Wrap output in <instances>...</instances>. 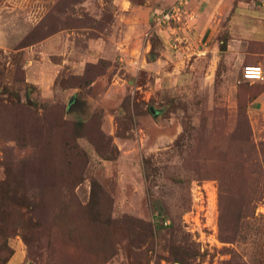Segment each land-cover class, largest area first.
Instances as JSON below:
<instances>
[{
  "label": "rangeland",
  "instance_id": "obj_1",
  "mask_svg": "<svg viewBox=\"0 0 264 264\" xmlns=\"http://www.w3.org/2000/svg\"><path fill=\"white\" fill-rule=\"evenodd\" d=\"M119 1L0 0V264H264L263 86L175 58L144 74ZM124 1L150 8L149 52L185 43L153 24L184 0Z\"/></svg>",
  "mask_w": 264,
  "mask_h": 264
},
{
  "label": "crops",
  "instance_id": "obj_2",
  "mask_svg": "<svg viewBox=\"0 0 264 264\" xmlns=\"http://www.w3.org/2000/svg\"><path fill=\"white\" fill-rule=\"evenodd\" d=\"M125 2L120 0L118 5L124 10L122 12L123 17L125 16L124 21L129 25L124 35L125 38L118 42L116 50L118 48L120 52L127 53L130 63L134 62L132 56L141 51L143 58L141 57L142 61L139 60L141 63H139L140 68L138 70H143L144 74L150 75V70L156 64L157 59L158 61L162 59L164 62H168L169 60L173 61L175 58L173 69H176V71H173V74L177 78L179 76L184 77L188 65L192 68L205 69L207 73L212 72L217 67L225 72L234 67L243 69L247 65L260 66L262 70L261 78L250 79V82L264 86V0H184L176 32L179 35L180 42L184 41L185 43L177 45L176 50L173 49L175 51H170L172 49H170L169 43L167 44L163 40L164 38L159 35L164 48L160 47L156 56L149 52L151 48L149 38L144 43L142 36L145 27L149 23L150 8L132 3H129L130 6L126 7ZM135 23H142L144 27L142 26V29L139 28L134 32ZM128 30H131L132 34L127 33ZM57 36L59 37L58 40V37L50 36L38 45L41 54L47 56L61 45L60 36ZM66 36L67 39L70 38L68 37L70 33ZM167 45L170 46V50ZM65 46L69 48L70 42L65 43ZM94 50L96 52L103 51L99 47H94ZM69 53H66V59L63 58L60 64L42 66L41 63L34 62L32 77H38L43 85L44 80L41 78L45 74L51 75L52 78L54 77L53 73L70 61L69 58L75 60V58L73 59L75 54L72 52L69 56ZM172 53H175V55ZM63 54L65 55V53ZM134 58L136 59V57ZM167 64L170 65L171 63ZM72 66L76 67V64H72ZM38 67L41 69H38ZM83 69L82 67L80 71L75 72L81 74ZM170 74L172 75V71L167 72V75ZM154 79L159 80L160 78ZM250 105L251 108L249 109L251 111L261 112L264 115V89L255 96ZM156 112L154 111L153 114H156ZM21 263H23V259L20 253H14L7 262V264Z\"/></svg>",
  "mask_w": 264,
  "mask_h": 264
},
{
  "label": "built area",
  "instance_id": "obj_3",
  "mask_svg": "<svg viewBox=\"0 0 264 264\" xmlns=\"http://www.w3.org/2000/svg\"><path fill=\"white\" fill-rule=\"evenodd\" d=\"M182 11L178 5H173L166 11L160 13V15L154 18V26L158 27V30L164 31L165 27L170 28V34L174 35V39L172 42H177L179 39V35L176 32L177 23H179V18ZM177 22V23H176ZM172 23V24H171ZM176 24V26H175ZM170 38V37H169ZM168 39V38H166ZM171 47L176 48V44L169 42ZM242 75L245 79H259L262 76V70L260 66H244L242 69Z\"/></svg>",
  "mask_w": 264,
  "mask_h": 264
},
{
  "label": "trees",
  "instance_id": "obj_4",
  "mask_svg": "<svg viewBox=\"0 0 264 264\" xmlns=\"http://www.w3.org/2000/svg\"><path fill=\"white\" fill-rule=\"evenodd\" d=\"M154 36H155V35H154ZM158 39L160 40V42L162 41L161 38H160V36L158 37ZM154 49H155V47L153 48V46H152V49H151L150 53H151V54H154V56H156V55L158 54V52H157L158 49H155V50H154ZM261 86H263V85H261ZM263 89H264V86H263V88H262L261 90H263ZM261 90H259V91L257 92V94H258ZM257 94H256V95H257ZM256 95H255V96H256ZM255 96L252 98V100L255 98ZM252 100H251V101H252ZM151 108H152V107H149V108H148L149 112H152V111H151ZM152 113H153V112H152Z\"/></svg>",
  "mask_w": 264,
  "mask_h": 264
},
{
  "label": "water",
  "instance_id": "obj_5",
  "mask_svg": "<svg viewBox=\"0 0 264 264\" xmlns=\"http://www.w3.org/2000/svg\"><path fill=\"white\" fill-rule=\"evenodd\" d=\"M151 111L154 112V110L151 108Z\"/></svg>",
  "mask_w": 264,
  "mask_h": 264
}]
</instances>
